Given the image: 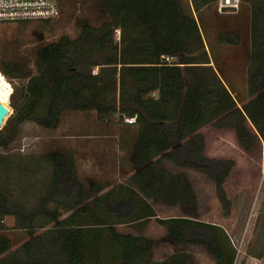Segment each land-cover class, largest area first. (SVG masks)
<instances>
[{
  "label": "trees",
  "instance_id": "trees-1",
  "mask_svg": "<svg viewBox=\"0 0 264 264\" xmlns=\"http://www.w3.org/2000/svg\"><path fill=\"white\" fill-rule=\"evenodd\" d=\"M216 1L191 3L200 12ZM99 3L108 20L98 26L85 23L75 38L61 36L38 49L37 75L29 76L18 62H0L7 78L26 80L14 90L0 147H7L26 121L53 128L67 110H93L100 121L120 114V120L135 117L136 170L127 184L92 196L77 179L71 158L46 154L42 160L52 165L51 179L29 214L10 204L0 184V264H191L193 255L185 251L153 261V239L116 230L137 222L144 228L153 217L174 245H201L216 264H234L236 249L225 230L198 220L197 195L188 177L169 172L163 161L210 175L219 200L230 204L224 181L233 162H208L199 131L211 123L231 129L249 153L259 139L264 141V0H242L250 9L245 34L223 31L219 36L220 43L248 44L251 99L242 108L211 64L199 21L182 0ZM0 168L8 170L2 154ZM49 203L56 208L49 209ZM156 203L179 206L184 216L159 220ZM60 209L71 213L61 218ZM17 212L22 214L17 227L29 228L30 238L9 253L13 242L3 233L4 219ZM38 228L46 230L35 235Z\"/></svg>",
  "mask_w": 264,
  "mask_h": 264
},
{
  "label": "rangeland",
  "instance_id": "rangeland-1",
  "mask_svg": "<svg viewBox=\"0 0 264 264\" xmlns=\"http://www.w3.org/2000/svg\"><path fill=\"white\" fill-rule=\"evenodd\" d=\"M58 2L60 15L55 19L0 24L1 61L18 62L29 76L37 75L38 49L57 41L61 36L75 38L85 23L98 26L108 20L99 0ZM182 3L187 10L190 7L193 11L191 0H182ZM249 16L247 5H241L237 12L220 13L216 3L209 9L194 13L207 43L211 64L220 70L223 82L239 102L246 98L243 92L248 44L220 43L219 36L223 31L232 34L240 31L245 34ZM119 36L116 33L117 40ZM97 71L95 67L92 73ZM9 81L0 78V102L8 103L11 92L26 82L16 78ZM18 97L16 94L14 98ZM10 108L13 112L12 105ZM119 117L120 114L112 120L100 121L96 111L67 110L59 124L53 128L43 127L33 121L20 124L9 145L0 147V154L4 156L8 167V170L1 171L0 184L9 196L10 204L19 205L28 214L39 205V199L45 194L52 174V165L44 162L42 156L52 152H59L63 159L69 157L74 161L77 179L92 196H99L113 187L127 184L136 170L134 152L138 130L135 117L123 116L122 120ZM199 134L203 136L201 145L208 162H233V168L224 181V189L230 201L228 206L219 200L215 182L210 175L179 167L168 160L163 161V166L173 174L183 173L188 177L197 195L199 221L224 224V230L236 249L234 264H264V141L259 139L256 149L249 153L243 149L231 129L218 128L211 123L202 127ZM98 185L102 186L101 191L97 190ZM48 208L55 209L56 205L49 203ZM153 209L159 220L184 216L179 206L156 203ZM60 210L61 218L71 213ZM20 216L21 212H17V215H8L4 219L6 231L3 233L13 242L9 253L16 251L30 238L29 228L17 227V217ZM143 225L144 222L123 224L116 226V230L153 239L155 247L152 260L162 259L172 251L173 245L166 228L155 217L144 228ZM45 230L38 228L35 235ZM186 249L184 245L174 250L186 252ZM192 249L196 256H193L191 264H216L205 247L198 245Z\"/></svg>",
  "mask_w": 264,
  "mask_h": 264
},
{
  "label": "built area",
  "instance_id": "built-area-1",
  "mask_svg": "<svg viewBox=\"0 0 264 264\" xmlns=\"http://www.w3.org/2000/svg\"><path fill=\"white\" fill-rule=\"evenodd\" d=\"M241 5L242 0L216 1V8L220 13L237 12L240 9ZM59 15L60 5L58 0H0V24L30 21H48L57 18ZM0 78L9 81V78H7V76L2 72L1 68ZM13 92L14 90L11 92V95H9L10 100L8 103L0 102L9 109V114L5 116L0 129L3 128L7 119L12 113V109L10 108V106Z\"/></svg>",
  "mask_w": 264,
  "mask_h": 264
},
{
  "label": "crops",
  "instance_id": "crops-1",
  "mask_svg": "<svg viewBox=\"0 0 264 264\" xmlns=\"http://www.w3.org/2000/svg\"><path fill=\"white\" fill-rule=\"evenodd\" d=\"M194 12V11H193ZM195 13V12H194ZM205 41V40H204ZM205 45L207 46V43L205 42ZM207 48V47H206ZM245 92H243V93H245V96H246V98L244 99V100H242V101H237V103H238V106L240 107V108H242V106H243V104L244 103H246V102H248L251 98L248 96V85H247V78L245 77ZM263 144V143H262ZM263 151H264V145H263ZM201 222H205V223H209V224H212V225H216V226H219V227H221V228H223L224 229V224H222V223H217V224H214L213 222H209V221H201ZM118 226V225H117ZM172 243V242H171ZM173 244V243H172ZM186 247H187V249H186V252H189V253H191L194 257L196 256V253H195V250L194 249H192V248H194L195 246H198V245H185ZM172 247V251H170L168 254H166L162 259H159V260H155V261H163L164 259H166V258H168L170 255H172V254H174V253H176L175 252V250L174 249H177V248H181V246H176V245H172L171 246ZM190 247H192V248H190ZM216 263V262H215ZM205 264H208V263H205Z\"/></svg>",
  "mask_w": 264,
  "mask_h": 264
},
{
  "label": "water",
  "instance_id": "water-1",
  "mask_svg": "<svg viewBox=\"0 0 264 264\" xmlns=\"http://www.w3.org/2000/svg\"><path fill=\"white\" fill-rule=\"evenodd\" d=\"M8 113H9V109L5 105L0 103V126H2L3 120L5 116L8 115Z\"/></svg>",
  "mask_w": 264,
  "mask_h": 264
}]
</instances>
